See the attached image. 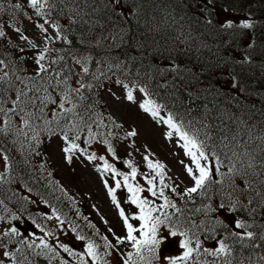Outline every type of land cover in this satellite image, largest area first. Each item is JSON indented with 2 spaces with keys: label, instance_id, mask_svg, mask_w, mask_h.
Returning <instances> with one entry per match:
<instances>
[{
  "label": "snow or ice",
  "instance_id": "snow-or-ice-1",
  "mask_svg": "<svg viewBox=\"0 0 264 264\" xmlns=\"http://www.w3.org/2000/svg\"><path fill=\"white\" fill-rule=\"evenodd\" d=\"M215 3L204 0V8L214 12ZM111 4L120 8L123 0ZM96 11V0H0V264H264V255L257 260L234 256L237 245L264 247L257 244L264 242V224L259 232L250 230L264 210V126L254 135L255 125L225 113L222 122L231 119L236 127L228 130L231 135L217 138L205 119L173 109L167 80L178 74V64L149 67L135 75L121 63L98 68L100 62L91 54L76 51L72 35L76 29L80 42L89 43L83 36L93 30ZM25 18L30 27L22 23ZM224 26L254 27L247 19L238 25L229 20ZM117 38L123 39L119 34L111 37ZM116 70L123 76L113 81L120 86L117 98L165 128V139L182 151L179 163L190 186L182 187L183 180L170 176L147 146L142 154L147 171H141L131 158L133 151H140L133 139L137 129L117 137L122 125L105 116L94 97L102 79ZM117 139L133 150L127 158L118 155ZM53 143L63 162L71 165L83 158L94 167L121 233L108 226L102 234L54 179L46 153ZM99 149L105 154H98ZM116 162L128 170H120ZM118 190L124 192L123 200ZM48 197L57 203L66 199L92 233L83 232ZM221 210L237 216L245 212L253 219L249 223L234 216L231 228ZM100 219L109 225L104 216ZM28 221L33 231L25 234L18 225ZM206 241L212 243L205 246Z\"/></svg>",
  "mask_w": 264,
  "mask_h": 264
},
{
  "label": "trees",
  "instance_id": "trees-1",
  "mask_svg": "<svg viewBox=\"0 0 264 264\" xmlns=\"http://www.w3.org/2000/svg\"><path fill=\"white\" fill-rule=\"evenodd\" d=\"M106 3L108 7H105ZM96 7L98 11L91 16L93 30L83 36L89 43H81L80 31L73 29L76 51L91 54L95 61L100 62L97 67L101 69L106 70L109 64H126L133 75L149 67L178 64V74H170L167 80V99L173 109L181 112L188 110L190 116L205 119L217 138L225 133L231 135L228 130L234 131L236 127L231 119L222 122V114L225 113L255 125L253 134L259 133L261 126H264V62L261 74L253 76L245 73L247 71L239 59L235 58L237 51H240L239 43L245 44L246 37L236 39L235 30L224 25L234 14L247 12L254 25L247 31L257 33L260 54L264 57V0H216L214 12L211 8H204V0H123L120 8L112 5L111 0H96ZM22 23H28L26 18ZM117 34L123 39H111ZM229 63L238 72L235 77L236 81H240L237 91L232 89L234 82L230 79L228 83L231 84L227 85L220 80L219 75L223 72L219 68ZM116 73L114 76L110 72L108 79H102L94 94L96 99L99 100L103 87L113 86V81L120 79L119 70ZM156 79L164 82L160 76ZM161 93L165 94V90L161 89ZM100 109L105 116L108 115L101 103ZM50 168L57 180L56 171ZM48 198L59 208L67 202L63 198L59 203L53 197ZM220 216L225 220L228 218L229 226L234 228L231 221L237 214L221 210ZM263 217L264 210H261L250 230L259 232L260 225L264 224ZM237 218H247L249 223L253 219L247 217L245 212H240ZM262 243L257 241V244ZM236 247L234 256L237 259L251 255L253 260H257L264 255V247Z\"/></svg>",
  "mask_w": 264,
  "mask_h": 264
},
{
  "label": "rangeland",
  "instance_id": "rangeland-1",
  "mask_svg": "<svg viewBox=\"0 0 264 264\" xmlns=\"http://www.w3.org/2000/svg\"><path fill=\"white\" fill-rule=\"evenodd\" d=\"M117 97H120V87L107 92L104 100L113 117L122 125L124 132L132 128L137 129L138 136L133 139L136 142L137 148L140 149L139 152L147 146L154 153L155 158L166 164L169 174L174 178H179L178 182L179 180H183V185L190 186V181L183 174L182 166L179 163V160L183 158L182 151L176 147L174 142L165 139L163 136L165 128L152 121L148 115L144 114L134 104ZM119 147L124 150L125 143L121 142ZM99 150L101 154H105L103 149ZM49 155L51 161L60 170L63 182L73 192L77 193L83 201H86L90 208L93 209L92 206L95 205V209L99 210V213L109 221V225L114 230H120L121 226L117 219L116 210L111 205V201L106 195V190L102 186L99 174L95 171L94 167L87 161L80 159L75 160L71 165L63 162L60 151L55 143L49 148ZM134 158L137 166L143 171L144 162L142 155L136 156L134 154ZM116 163L117 165L120 164V162ZM119 167L122 171L128 170L122 163ZM144 195L147 194L144 193ZM120 196L124 198L121 193ZM20 225L24 227V223ZM27 233H29V230Z\"/></svg>",
  "mask_w": 264,
  "mask_h": 264
},
{
  "label": "bare ground",
  "instance_id": "bare-ground-1",
  "mask_svg": "<svg viewBox=\"0 0 264 264\" xmlns=\"http://www.w3.org/2000/svg\"><path fill=\"white\" fill-rule=\"evenodd\" d=\"M159 1V0H158ZM133 6V5H132ZM136 8V7H135ZM141 8V7H140ZM144 12H145V10H144ZM148 12V11H147ZM149 14V13H148ZM132 17V16H131ZM154 17V16H153ZM158 17V16H157ZM141 18V17H140ZM131 19V18H130ZM142 19V18H141ZM159 22H161V21H159ZM139 23V22H138ZM157 23V22H156ZM181 23V22H180ZM140 24H142V23H140ZM122 25V24H121ZM144 25V24H143ZM152 25V24H151ZM159 26V25H158ZM162 28V27H161ZM182 29V28H181ZM138 30V29H137ZM150 30V29H149ZM158 30V29H157ZM119 32H121V31H119ZM145 32V31H144ZM146 33V32H145ZM170 37V36H169ZM121 41V40H120ZM144 42V41H143ZM118 43V42H117ZM119 44V43H118ZM137 44V43H136ZM143 47V46H142ZM134 49H135V47H134ZM153 49V48H152ZM155 50V49H154ZM199 57V56H198ZM182 59V58H181ZM183 60V59H182ZM222 63V62H221ZM191 65V64H190ZM221 66V65H220Z\"/></svg>",
  "mask_w": 264,
  "mask_h": 264
}]
</instances>
